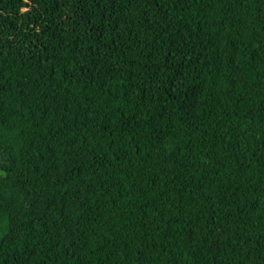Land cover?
Returning <instances> with one entry per match:
<instances>
[{"label": "trees", "instance_id": "trees-1", "mask_svg": "<svg viewBox=\"0 0 264 264\" xmlns=\"http://www.w3.org/2000/svg\"><path fill=\"white\" fill-rule=\"evenodd\" d=\"M0 264H264V0H0Z\"/></svg>", "mask_w": 264, "mask_h": 264}, {"label": "rangeland", "instance_id": "rangeland-1", "mask_svg": "<svg viewBox=\"0 0 264 264\" xmlns=\"http://www.w3.org/2000/svg\"><path fill=\"white\" fill-rule=\"evenodd\" d=\"M24 10L26 11V10H28V8H24Z\"/></svg>", "mask_w": 264, "mask_h": 264}]
</instances>
